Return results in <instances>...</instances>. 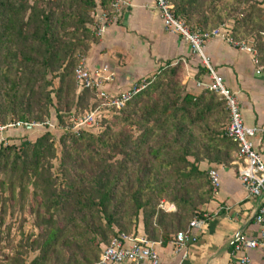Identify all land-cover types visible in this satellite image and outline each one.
<instances>
[{"label":"trees","instance_id":"16d2710c","mask_svg":"<svg viewBox=\"0 0 264 264\" xmlns=\"http://www.w3.org/2000/svg\"><path fill=\"white\" fill-rule=\"evenodd\" d=\"M113 1L0 0V123L69 125L101 102L96 90L78 88L75 69L95 39L92 10L110 11ZM168 1L192 30L228 24L235 39L253 37L256 48L264 39L261 0ZM181 71L168 63L146 77V88L98 130H46L0 145V178L13 193L15 183L20 192L32 187L38 229L0 264H90L118 233L136 234L140 222L148 239L165 245L204 217L213 188L200 165H229L238 145L226 134V100L187 91ZM5 214L1 206L0 224Z\"/></svg>","mask_w":264,"mask_h":264},{"label":"crops","instance_id":"0c3cea01","mask_svg":"<svg viewBox=\"0 0 264 264\" xmlns=\"http://www.w3.org/2000/svg\"><path fill=\"white\" fill-rule=\"evenodd\" d=\"M126 2L121 14L110 23L103 36L92 40L86 53L91 69L109 66L112 80L106 84V90L118 93L135 81L154 75L168 63L172 66L179 63L187 91L199 94L203 88L197 85L198 82L211 79L202 57L193 52L190 43L180 34L164 28L161 14L152 0ZM263 40L258 48L255 40H248L257 51V62L253 54L219 37L205 42L204 54L215 73L222 77L225 86L237 97L244 123L258 129L253 140L264 160V69L258 71L259 66L264 67ZM40 134L9 130L6 135L10 143H19L24 135L35 139ZM237 156L238 153L229 165L207 162L200 165L208 171L218 168L221 186L203 207L208 215L207 225L197 231L198 237L191 244L186 264H240L232 256L236 235L241 233L249 238L258 235L260 228L253 220L258 199L249 196L241 184ZM172 206L165 203L163 208L172 211L175 209ZM136 234L145 235L143 222L139 223ZM156 248L160 254L159 264H177L178 256L172 241L158 244ZM250 256V264H259L264 260L261 250H252ZM140 264L151 263L143 261Z\"/></svg>","mask_w":264,"mask_h":264},{"label":"built area","instance_id":"2783aa9c","mask_svg":"<svg viewBox=\"0 0 264 264\" xmlns=\"http://www.w3.org/2000/svg\"><path fill=\"white\" fill-rule=\"evenodd\" d=\"M152 1L161 14L164 28L167 31L180 34L188 41L193 52L202 57L204 64L209 70L211 79L209 81H200L197 85L203 89L218 93L227 102L230 112V123L226 134L238 145L239 179L247 194L258 199L257 211L253 218L254 223L260 228L257 237L249 238L241 234L232 247V256L240 264H250L252 260L250 252L252 250H261L264 254V160L256 150L253 140L258 129L248 127L244 123L237 97L225 86L222 77L216 74L211 67L209 59L204 54V45L208 39L219 37L230 42L233 46L253 54L255 62H257V51L251 41L235 39L228 24H223L207 32L200 29L192 30L182 19L175 16L174 5L170 1ZM261 1L264 4V0ZM126 4V0H114L111 3L110 11L100 5L95 7L92 11L93 22L91 24L93 34L96 37L103 36L110 23L117 19ZM262 69L264 67L259 66L258 71L261 72ZM75 80L80 90H96L97 99L101 102L93 110L74 117L69 125H60L50 119L44 121L11 120L6 124L0 123V143L9 144L6 135L9 130H20L25 133H43L46 130L60 131L62 133L70 131L76 135H79L82 129L85 128L98 130L103 117L112 111L121 110L128 101L145 89L148 84L146 79H140L118 93H110L105 87L112 80L109 66L104 65L100 68L91 69L88 65L86 54L80 57L75 69ZM208 175L213 192L216 193L221 186L220 171L218 168H211L208 171ZM164 206L165 204L162 207ZM207 219V214H204L203 218H193L187 229L179 231L173 237L171 241L174 245V252L178 256L177 264L187 263L190 257L191 244L197 240V231L206 227ZM158 244H161V242L150 240L145 235L120 232L108 245L103 247L98 259L90 264H120L125 262L140 264L143 261L159 264L160 254L156 248ZM259 264H264V260Z\"/></svg>","mask_w":264,"mask_h":264},{"label":"rangeland","instance_id":"374dc122","mask_svg":"<svg viewBox=\"0 0 264 264\" xmlns=\"http://www.w3.org/2000/svg\"><path fill=\"white\" fill-rule=\"evenodd\" d=\"M247 40H254V38L251 37ZM1 54L2 52L0 51V55ZM57 82L58 79L55 80V83ZM112 117L113 115L108 118V120L110 121ZM120 125L121 123L118 120L117 123L114 124L117 128ZM1 144H3V142L0 143V145ZM58 153H61V147H58ZM54 162L56 165L59 163L56 159ZM2 178L5 179V181L1 182L3 179L0 178V211L1 206H3L6 209V214L4 215V218H2V223L0 224V260H3L4 257L10 255L12 247L17 246L20 242L24 243L26 236L30 237V234L36 233L38 230L34 224L35 214H32V206H36L32 187L30 185L25 186V189L20 192L18 184L15 183V191L13 193L10 185H8V178L3 176ZM166 208H170V206H167ZM28 260H30V253Z\"/></svg>","mask_w":264,"mask_h":264},{"label":"water","instance_id":"95a60500","mask_svg":"<svg viewBox=\"0 0 264 264\" xmlns=\"http://www.w3.org/2000/svg\"><path fill=\"white\" fill-rule=\"evenodd\" d=\"M239 235H241V233H239V234L236 235V239L238 238ZM236 239H235V241H236Z\"/></svg>","mask_w":264,"mask_h":264}]
</instances>
